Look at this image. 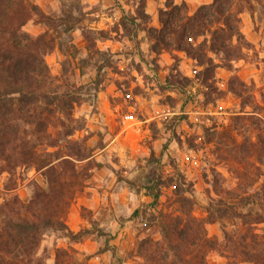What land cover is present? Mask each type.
<instances>
[{
  "label": "rangeland",
  "instance_id": "rangeland-1",
  "mask_svg": "<svg viewBox=\"0 0 264 264\" xmlns=\"http://www.w3.org/2000/svg\"><path fill=\"white\" fill-rule=\"evenodd\" d=\"M28 1L46 19L32 16L22 30L50 42L43 58L51 88L74 99L66 117H54L37 152L75 167L62 220L79 234L45 231L36 259L55 264L60 249L62 264H148L137 247L146 236L160 239L157 218H187L173 185L162 184L152 204L144 185L155 172L182 184L192 201L184 208L205 220L207 238L218 242L206 252L208 264H252L223 239L224 229L245 233L248 226L229 215L211 219L207 207L220 199L240 212H264V0H235L250 45L231 70L216 67L207 83L204 65L186 53L155 52L151 30L158 33L162 12L173 4L184 1L190 15L212 0ZM170 73L190 80L183 91L166 85ZM232 77L246 85L243 95L230 90ZM65 129L72 130L66 138ZM74 150L84 157L69 156ZM48 185L45 167L0 171V204L11 196L26 202ZM235 191L245 199L226 194ZM263 230L264 223L250 224L251 232Z\"/></svg>",
  "mask_w": 264,
  "mask_h": 264
},
{
  "label": "trees",
  "instance_id": "trees-1",
  "mask_svg": "<svg viewBox=\"0 0 264 264\" xmlns=\"http://www.w3.org/2000/svg\"><path fill=\"white\" fill-rule=\"evenodd\" d=\"M234 2L212 0L209 4L200 5L190 15L184 1L173 4L162 12V28L158 33L151 30L155 39L152 49L155 52L160 49L182 51L197 60L204 65L201 72L204 83L218 66L231 70L232 62L241 58L243 48L250 45L240 32L239 18L233 11ZM32 16L39 22L45 18L28 0H0V171L12 173L21 165L45 167L49 185L47 190L36 191L26 202L11 196L0 204V264H44L36 258L38 246L47 230L62 232L72 238L79 236L72 233L62 220L70 194L68 178L76 176L75 167L68 159L56 164L59 156L41 159L37 152V147L44 144L54 117L63 113L66 117L74 99L67 92L51 88L50 73L43 58L50 42L44 40V35L32 36L22 30L23 24ZM47 20L50 21L49 18ZM207 51L220 62H214ZM189 82L179 73H170L166 77V85L180 91ZM229 88L241 96L247 87L232 77ZM55 119L58 120V117ZM63 134L65 138L69 137L72 130L65 129ZM260 144L264 157V136L260 138ZM68 155L78 159L84 157L78 150ZM164 183L174 186V194L187 218L183 220L161 214L157 218L160 239L150 236L140 239L137 247L139 255L148 264H208L206 252L215 249L218 242L207 238L205 220L190 216L184 208L192 201L185 195L182 184L172 177L165 182L154 172L144 189L155 205ZM229 193L226 194L239 201L245 199L239 198L237 191ZM238 207L219 199L209 204L207 212L211 219L229 215L247 225L245 233L224 229L223 239L241 248L243 259L252 264H264V230L262 233L250 231V224L264 223V212H240ZM133 213L137 214L138 210ZM63 254L66 252L57 249L55 264H62Z\"/></svg>",
  "mask_w": 264,
  "mask_h": 264
}]
</instances>
